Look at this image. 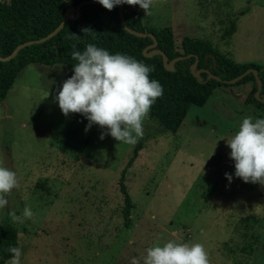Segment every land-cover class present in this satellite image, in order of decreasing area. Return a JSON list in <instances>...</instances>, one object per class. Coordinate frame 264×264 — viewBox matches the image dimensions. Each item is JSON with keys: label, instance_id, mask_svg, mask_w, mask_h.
Returning <instances> with one entry per match:
<instances>
[{"label": "rangeland", "instance_id": "374dc122", "mask_svg": "<svg viewBox=\"0 0 264 264\" xmlns=\"http://www.w3.org/2000/svg\"><path fill=\"white\" fill-rule=\"evenodd\" d=\"M136 8L146 29L170 25L178 43L208 39L235 62L264 66V0H153L149 15ZM71 74L66 64L30 63L0 103V165L18 181L0 223L18 228L20 264H143L148 247L168 240L202 244L209 264H264V185L224 175L234 171L226 140L242 118L264 117L247 101L248 84L216 87L176 132L147 117L142 138L126 145L61 113L54 98ZM131 157L126 226L119 180ZM26 206L31 219L21 217Z\"/></svg>", "mask_w": 264, "mask_h": 264}, {"label": "trees", "instance_id": "16d2710c", "mask_svg": "<svg viewBox=\"0 0 264 264\" xmlns=\"http://www.w3.org/2000/svg\"><path fill=\"white\" fill-rule=\"evenodd\" d=\"M84 1L89 0L0 1V103L5 100L19 73L28 64H66L72 67L76 61L70 53L73 50L82 51L87 43H94L110 53L126 54L151 66L149 78L159 81L163 94L151 105L148 117L158 120L171 132H176L180 128L192 105L203 106L216 87L231 84L224 80L239 76L249 68L258 70V76L263 82L259 97L264 98V66L235 62L208 39L186 35L178 43L174 29L170 25L146 29L136 5L124 4L126 24L137 31L154 33L158 41L156 48L166 54L168 62L181 56L182 59L173 62L174 70L165 67L161 53L146 55L145 49L153 39L150 36H137L126 30L121 21L119 5L108 10L98 2L82 5L78 16L76 11L73 12L72 15L76 17L69 18L60 32L52 38L21 48L10 60L1 59L10 55L19 44L48 35L64 20L67 12ZM134 9L136 12L133 14ZM247 9L241 10L240 15ZM237 19L231 20L230 26L223 34L224 38L233 35ZM82 29L88 30L83 32ZM154 49H148L147 52ZM196 70H200L199 75L194 74ZM241 83L251 86L247 101H252L264 112V101L255 96L259 85L256 75L250 72L235 82ZM133 160L134 157H131L121 171L119 180L124 198L123 214L126 226L131 221L133 200L125 177L127 168ZM9 246L19 247L18 228L13 223L2 222L0 264H5L10 258Z\"/></svg>", "mask_w": 264, "mask_h": 264}, {"label": "clouds", "instance_id": "9594fccd", "mask_svg": "<svg viewBox=\"0 0 264 264\" xmlns=\"http://www.w3.org/2000/svg\"><path fill=\"white\" fill-rule=\"evenodd\" d=\"M153 0H98L111 10L120 4L136 5L150 14ZM88 29H82L86 31ZM72 74L63 80L55 101L65 116L70 113L82 115L87 123L84 131L93 125L117 142L135 145L144 135L143 122L151 105L163 94L162 85L150 79L151 66L119 52L110 53L94 43H87L82 51L73 50ZM234 171L224 173L230 183L233 177L243 182L264 185V117H244L230 139L226 140ZM16 173L0 165V211L7 208L8 195L17 186ZM33 212L24 207L21 217L31 219ZM21 217L11 215L12 221ZM10 264H20L21 251L9 246ZM143 264H209L207 252L200 243L168 240L155 243L145 250ZM131 264H138L135 257Z\"/></svg>", "mask_w": 264, "mask_h": 264}, {"label": "water", "instance_id": "95a60500", "mask_svg": "<svg viewBox=\"0 0 264 264\" xmlns=\"http://www.w3.org/2000/svg\"><path fill=\"white\" fill-rule=\"evenodd\" d=\"M94 2H98V0H89V1H84V2H82V3H80V4H78L75 8H72L69 12H67V14H66L64 20H63V21H62V22H61V23H60V24H59V25H58V26H57L52 32H50L48 35H46L45 37L40 38V39L29 40V41H26V42H23V43L19 44V45L13 50V52H12L10 55H8L7 57H3V58H1V59H3V60H10V59H12V58L18 53V51H19L21 48H23V47H25V46H27V45L33 44V43L44 42V41H46V40L52 38V37L55 36L58 32H60V30L64 27L65 23L69 20V18L76 17V16H73V15H72L73 12L76 11V12H77V16H78V15L80 14V8H81L82 5H85V4H88V3H94ZM123 7H124V4H123V3L119 5L121 21H122V24H123V26L125 27V29L128 30L129 32L133 33V34H136L137 36H142V37L150 36V37L153 39V42H152L150 45H148L147 48L145 49L146 55H150V54H153V53H161V54L163 55V60H164V65H165V67H166L167 69H169V70H174V67L172 66V65H173V62H174V61H177V60H179V59H182V57L179 56V57L175 58L174 60L168 62V61H167V56H166V54H165L163 51H161L160 49H157V48H156L157 45H158V41H157V38H156V36L154 35V33H152V32H144V31H137V30H135V29L130 28V27L126 24V20H125V17H124V12H123ZM132 12H133V14H134V13L136 12V10L134 9ZM151 48H155V49H154L153 51H151V52H147V50H148V49H151ZM193 70H195L194 67H193ZM250 72H253V73L256 75L257 80H258V82H259L258 89H257V91H256V93H255V96H256L257 98H259V99H261V100L264 101V98H260V97H259V93H260V91H261V89H262L263 82H262V80L259 78V76H258V70H257L256 68H253V67H252V68H249V69H247L245 72H243L242 74H240L239 76H236V77H234V78H232V79L224 80V82H226V83H235V82L239 81L240 79H242L245 75H247V74L250 73ZM199 73H200V70H196V71H194V74H195V75H199ZM213 77H215V78H217V79H221L220 77H218V76H216V75H213Z\"/></svg>", "mask_w": 264, "mask_h": 264}, {"label": "crops", "instance_id": "0c3cea01", "mask_svg": "<svg viewBox=\"0 0 264 264\" xmlns=\"http://www.w3.org/2000/svg\"><path fill=\"white\" fill-rule=\"evenodd\" d=\"M248 91L250 92L251 91V86L248 85Z\"/></svg>", "mask_w": 264, "mask_h": 264}]
</instances>
